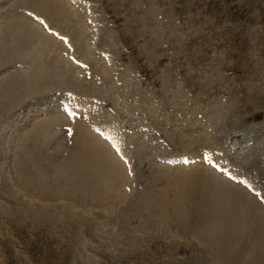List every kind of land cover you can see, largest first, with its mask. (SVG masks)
<instances>
[{"label": "rangeland", "instance_id": "obj_1", "mask_svg": "<svg viewBox=\"0 0 264 264\" xmlns=\"http://www.w3.org/2000/svg\"><path fill=\"white\" fill-rule=\"evenodd\" d=\"M50 1L44 16L35 0H0V264L264 262L256 257L264 256L257 238V251L244 257L221 245L220 236H208L197 221L196 197H188L203 179L217 178L248 187L245 192L264 208V0ZM19 19L31 20L39 34L4 40L10 22ZM63 20L67 27L60 26ZM46 38L70 63L66 76L55 75V64L49 65L53 53L42 59L32 49ZM29 70L40 74L32 78ZM60 115L63 126H54ZM43 120L58 135L44 153L52 159L46 168L53 163L49 185L38 187L13 163L16 153L24 155L22 145H30L26 133L49 124ZM82 124L92 134L99 130L86 145L90 151L105 139L116 158L125 154L118 160L126 181L119 179L117 187L91 169L80 181L66 161L70 154L78 158L73 127ZM57 139L70 150L65 146L64 155L54 157ZM122 143L125 148L118 147ZM182 200L191 201L179 211L176 202ZM209 210L208 218L227 222L220 207Z\"/></svg>", "mask_w": 264, "mask_h": 264}, {"label": "bare ground", "instance_id": "obj_2", "mask_svg": "<svg viewBox=\"0 0 264 264\" xmlns=\"http://www.w3.org/2000/svg\"><path fill=\"white\" fill-rule=\"evenodd\" d=\"M31 4V3H30ZM52 1L50 0H35V3H34V7L37 9V12H39L40 14H43L45 16V12H50L51 11V6H52ZM54 7V6H53ZM21 17V16H20ZM48 18V17H47ZM49 19V18H48ZM68 19V18H67ZM47 20V19H46ZM31 20L29 19H22L18 22H10V29L9 31L7 32V36L6 38H4V40H7V41H10L11 38H13L15 40V38L20 42V40H25L27 39L28 37H32V36H36V34L38 33L37 32V29H33L32 28V22L30 23ZM61 21V20H60ZM63 25H60L61 27H67L68 25L66 24L67 23V20H63L62 21ZM65 25V26H64ZM39 29V28H38ZM47 30V29H46ZM15 33H16V36H15ZM39 34V33H38ZM43 34V33H42ZM41 34V35H42ZM5 37V36H4ZM49 39V38H48ZM71 38H68L67 41H69ZM77 39V38H76ZM35 39H32V41H34ZM44 40V39H43ZM47 38L45 39V41H42L40 43V45H36V47L32 48V49H36L35 53L38 52V55H42V59L45 58L46 54L48 55V53H53L56 58H52V62L49 63L50 64H55V68H54V72H55V75H64L66 76V68L69 67L70 63L68 62V60H64V58H62L61 54L59 52H61V50H58L55 46V42L53 40V42L51 41H46ZM31 41V42H32ZM71 41V40H70ZM29 42V43H31ZM8 44H11L8 43ZM33 44V43H32ZM31 44V45H32ZM36 44V43H35ZM69 44H71L69 42ZM76 44V43H75ZM30 45V44H29ZM63 45V44H62ZM61 45V46H62ZM72 45V44H71ZM77 45V44H76ZM33 46V45H32ZM63 46H66V43L63 45ZM78 46V45H77ZM28 47V46H27ZM30 47V46H29ZM28 47V48H29ZM69 48V45L67 46ZM60 49V48H59ZM67 49V48H66ZM72 49V48H71ZM33 50V51H34ZM70 50V49H69ZM73 50V49H72ZM65 51V50H64ZM84 51V53L82 54V52ZM34 53V52H33ZM60 56H58V54ZM71 53V52H70ZM77 53L78 50H77ZM63 54H66V53H63ZM80 54V53H79ZM81 54L83 56L86 55L85 53V49L84 47H82V51H81ZM40 55V56H41ZM24 56V54H23ZM53 56V55H52ZM68 56V55H67ZM71 56V55H70ZM76 56V55H75ZM38 57V56H37ZM36 57V58H37ZM28 58V57H27ZM41 58V57H40ZM70 57L68 56V59ZM74 58V57H73ZM76 58V57H75ZM32 59V58H31ZM39 59V57H38ZM28 60V59H27ZM33 60V59H32ZM31 60V61H32ZM37 61V59H35ZM35 60H33L35 62ZM41 60V59H40ZM38 60V61H40ZM72 60V59H71ZM26 61V60H25ZM77 61V60H76ZM41 62V61H40ZM47 61H45V64H46ZM50 62V61H49ZM71 62V61H70ZM75 62V61H74ZM73 62V63H74ZM29 63V62H28ZM31 64V63H29ZM35 64V63H33ZM48 64V63H47ZM37 65V64H36ZM74 65V64H73ZM90 65V64H89ZM48 66V65H47ZM48 68H51V67H48ZM33 69H34V66H33ZM66 71V72H65ZM27 72V71H26ZM33 72V73H32ZM21 73V72H20ZM29 75H31V73L33 74L32 75V78L34 77H37V75H39L40 73L37 74V72L35 70L33 71H28ZM44 73V72H43ZM45 75H47L46 73H44ZM23 75V74H21ZM109 77V76H108ZM24 78V77H23ZM51 78V77H50ZM26 79V78H25ZM37 79V78H36ZM49 79V78H48ZM71 79V78H70ZM24 80V79H23ZM31 80V78H30ZM34 80V79H33ZM34 81H37V80H34ZM76 81H78L77 79L75 80V83ZM106 81V80H105ZM111 81V80H109ZM72 82V81H71ZM103 82V81H102ZM28 84H31L32 85V81H28L27 82ZM39 83V82H38ZM74 82L70 83V84H73ZM110 83V82H109ZM21 86L23 85L22 83H20ZM26 84V83H25ZM34 84V83H33ZM36 84V83H35ZM96 84V83H95ZM39 85V84H38ZM76 85V84H75ZM99 85V84H97ZM35 86V85H34ZM33 86V87H34ZM29 87V86H28ZM36 87H37V84H36ZM41 87V86H40ZM38 86V89L40 88ZM74 87V86H73ZM72 87V88H73ZM108 87V86H107ZM81 88V87H80ZM28 89V88H27ZM41 89V88H40ZM63 89V88H62ZM95 90V88H93ZM98 89V88H97ZM23 90V89H22ZM69 90V89H68ZM31 92V90H29ZM28 91V92H29ZM74 91H76L74 89ZM73 91V93H74ZM27 92V94H28ZM29 92V93H30ZM87 92V91H86ZM33 93V92H32ZM76 93V92H75ZM26 94V93H25ZM44 94V93H43ZM77 94V93H76ZM88 94V93H87ZM19 96V95H18ZM24 96V95H23ZM81 96V95H80ZM85 97V96H84ZM20 99V98H18ZM23 99V98H22ZM104 100V99H103ZM72 101V100H71ZM14 102V100L12 101ZM76 102V101H75ZM104 103V102H103ZM16 105V103H14ZM65 104V103H64ZM79 104V103H78ZM82 104V103H81ZM80 104V105H81ZM83 105V104H82ZM81 105V107H82ZM64 106V105H63ZM79 106V105H78ZM16 107V106H15ZM70 107H73V106H70ZM81 107L79 110H81ZM86 109V108H85ZM65 110H66V107H65ZM87 110V109H86ZM72 112V110H70ZM74 116V115H73ZM51 119V117H49ZM93 118V117H92ZM53 119V118H52ZM55 119V118H54ZM67 120V119H66ZM78 120V119H77ZM44 121V120H43ZM56 121H57V124H54L55 125H59L61 124L62 125V118H61V115H60V118H57L56 117ZM78 121H83V120H78ZM44 122H47L49 123V121L45 120ZM41 122L40 124H36L34 127H32V129L30 130V132L26 133V135L28 134V136H26V141L28 142V144H30L29 146H26V145H22L21 149L23 150L24 152V155L23 153L21 152V154H17L15 155L14 157V163L15 164V167L20 169L19 171L21 172L22 176L23 177H26L25 178V181H28V184H31L33 186L40 184V186L38 187H43V186H48L49 185V180L47 179V177H49L51 174V166L53 163H49V164H46L48 167V169H50V171L46 168L45 166V163L47 161V159H51V157L47 158L45 157V155L47 154L45 151L48 150V147L50 146V142L53 140L54 141V138L51 137V136H54V137H57L55 135H58L56 134V132L53 133V127L52 124L53 123H49V124H46L49 128V126H51L52 130L49 128L47 132H45V127L47 128V126H45L44 128H42L45 123ZM75 123V122H74ZM78 123V122H77ZM68 124L69 126V122L66 123ZM84 127H83V126ZM76 125L74 128V133H73V136H74V143H73V148H76V150L74 151V155L78 158H75L74 156H72L71 154L70 155H67V160L71 165V168L72 171L73 170H76V174L75 176H78L80 177V181H82V174H85L87 175V173H90L88 170L91 169V173H94L97 175V177L102 180L101 182H105L108 186H110L112 189L114 187H117V182L119 179H121L122 182L126 181V177L124 175H126V170H124V167H123V164L120 163V161L118 160V158H120V154L119 156L120 157H117L116 156L118 154H113L115 153L116 151L112 152L114 148H112L110 150V146H113L111 142H108V144H106L104 141V137H102V135H100V139L103 138L104 141L102 140V145L103 147H101L100 145H96L98 142H94V146H95V150H91L86 146V145H89L91 144V140L95 137V136H98L97 134L99 133V130L96 132L97 134H92V132H90V130L88 131V129L86 127H89L88 125ZM63 126V125H62ZM74 126V125H73ZM94 126V125H93ZM97 126V125H95ZM57 127V126H56ZM56 127H55V131H56ZM65 127V126H64ZM41 128L44 129V134L42 131H41ZM96 128V127H95ZM90 129V128H89ZM107 130V131H106ZM104 130L106 132H108V128ZM27 131V130H26ZM103 131V130H102ZM100 131V132H102ZM113 133L112 129L110 131V133ZM60 133V132H59ZM93 133H94V130H93ZM105 133V132H104ZM112 133L110 135H112ZM50 134V137L48 136ZM75 134V135H74ZM103 134V133H102ZM109 134V133H108ZM25 135V133H24ZM22 136V135H21ZM49 138H48V137ZM112 136H117L116 134L115 135H112ZM23 137V136H22ZM21 137V138H22ZM30 137H33V139H31V141L29 142L27 139H29ZM106 137V136H105ZM21 138L18 139V141L20 140L21 141ZM24 138V137H23ZM53 138L51 141L49 139ZM66 138V137H65ZM108 138V136H107ZM110 139H111V136H110ZM114 139V138H113ZM118 140V136L116 138ZM30 140V139H29ZM33 140V142H32ZM109 140V139H107ZM112 140V139H111ZM121 140V139H120ZM25 141V140H24ZM64 140L63 139H57L56 140V143L55 145L56 146H60L59 150L55 153H53V156H59V154L62 156L64 155L63 153L65 152L64 150L68 149L67 146L65 145V142H63ZM71 141V142H72ZM115 141V140H114ZM119 141V140H118ZM58 142V143H57ZM69 142V141H68ZM113 142V141H112ZM122 142V141H121ZM212 142V141H211ZM16 143V142H15ZM19 143V142H18ZM21 143V142H20ZM19 143V144H20ZM24 143V142H23ZM111 143V145H109ZM17 144V143H16ZM17 144V145H19ZM26 144V143H24ZM72 144V143H71ZM116 144V142L114 143V145ZM119 144V143H118ZM211 144V143H210ZM109 145V146H108ZM65 146H66V149H65ZM118 146V145H117ZM120 146L122 147H126V145H124L122 143V145L120 144L118 147L120 148ZM18 147V146H16ZM19 147V148H20ZM114 147V146H113ZM124 147V148H125ZM72 148V147H71ZM116 149V148H115ZM70 150V148H69ZM74 150V149H73ZM71 150V151H73ZM118 150V148L116 149ZM122 150H125V149H122ZM128 151V150H127ZM141 151V150H140ZM20 152V150H19ZM119 153V151H117ZM122 152V151H121ZM129 152V151H128ZM139 152V151H138ZM15 153V152H14ZM44 153H46L44 155ZM59 153V154H58ZM23 155V156H21ZM125 155V154H124ZM124 155L122 156V158L124 159ZM128 155V154H127ZM47 156V155H46ZM54 156V157H55ZM60 156V161L59 159V163L61 165L65 164L63 163L64 160L61 158ZM206 156V155H205ZM66 157V156H65ZM121 158V159H122ZM126 158V156H125ZM206 158V157H204ZM54 159V158H53ZM57 159V158H56ZM65 159V158H64ZM130 159V156L128 157L127 160ZM185 159V158H183ZM190 159V158H189ZM188 159V160H189ZM191 159H193L191 157ZM203 159V157H202ZM52 160V159H51ZM57 160V162H58ZM187 160V159H185ZM50 161V160H49ZM54 161V160H53ZM204 161H206V159H204ZM209 161V159H208ZM51 162V161H50ZM56 162V164H57ZM66 163L67 165L69 163ZM123 162V161H122ZM128 162V161H127ZM177 162V161H176ZM31 164L32 167H34L36 169V171L39 173V177L36 178L34 177V175H31L30 173L32 172V170L29 168L30 165L28 164ZM48 163V162H47ZM73 163V164H72ZM124 164L126 162H123ZM130 163V162H128ZM210 163V162H209ZM208 163V165H209ZM212 163V162H211ZM55 164V163H54ZM127 164V163H126ZM125 164V166H126ZM128 165V164H127ZM216 165V164H215ZM57 166V165H55ZM217 166V165H216ZM58 167V166H57ZM127 167V166H126ZM130 167H132L130 165ZM218 167V166H217ZM65 168V167H64ZM69 167V169H71ZM34 169V171H35ZM217 169V168H216ZM87 170V172H85ZM207 170V169H206ZM206 170H202V171H205V172H209V171H206ZM33 171V172H34ZM71 171V172H72ZM32 172V173H33ZM82 173V174H81ZM209 173H212V172H209ZM37 174V173H36ZM53 174V173H52ZM170 174V173H169ZM20 175V174H18ZM61 176V174H58ZM72 175V174H71ZM70 175V176H71ZM216 175V174H215ZM73 176V175H72ZM22 177V178H23ZM59 177V176H58ZM74 177V176H73ZM236 177V176H235ZM77 178V177H76ZM198 179L199 178H202V177H197ZM72 179V178H71ZM74 179V178H73ZM113 179V180H112ZM173 179V177H172ZM171 179V180H172ZM196 179V180H198ZM203 179V178H202ZM48 180V181H47ZM99 180V181H100ZM128 180V179H127ZM174 180H176L174 178ZM221 180V179H220ZM218 180L217 178H214L210 183L207 182L205 179H203L202 182H200V185L198 186L199 188L198 189H194L192 190L191 194L188 196L190 198V196L192 197H196V204H197V207H198V212H197V221L200 222L199 226H200V229L203 230L205 229V232L208 234V236H212L214 235L215 237L217 236H220V244L221 245H225V246H232L233 248L235 247V250L238 249V253L242 256L245 257V255H247L246 253H248V251L250 253H254L255 251H257V248H256V244L254 242V238H257V243L260 244L263 248H264V208L261 204H259L256 200L254 199H257L258 197H255L253 199V195L250 196V194H248L247 192H245V190L247 191L248 190V187L247 189H242L243 186L239 187V186H234L233 184L230 185L228 184L226 181L224 180ZM248 180V179H246ZM244 180V181H246ZM24 181V182H25ZM36 181V182H35ZM240 181V180H239ZM238 181V182H239ZM243 181V182H244ZM21 182V181H20ZM59 182V181H57ZM56 182V183H57ZM83 182V181H82ZM81 182V183H82ZM103 182V183H104ZM177 182V181H176ZM250 181L248 180V182H245V183H249ZM62 183V182H61ZM80 183V182H79ZM86 183V182H85ZM93 183V181H92ZM92 183L90 185H92ZM95 183V182H94ZM121 183V182H120ZM240 183V182H239ZM26 184V182H25ZM26 184V185H28ZM59 184V183H58ZM76 184V183H75ZM78 184V183H77ZM100 183H96V185ZM241 184H244V183H241ZM250 184V183H249ZM252 184V183H251ZM57 185V184H56ZM63 185V184H62ZM81 185V184H80ZM107 185H104V186H107ZM125 185V184H124ZM173 185V184H172ZM179 185V184H178ZM192 185V184H191ZM211 185H214V189L213 187L211 188L210 186ZM230 186V189L228 190L226 188V186ZM239 185V184H237ZM245 185V184H244ZM29 186V185H28ZM27 186V187H28ZM69 186V185H68ZM180 186V185H179ZM194 186V185H192ZM246 186V185H245ZM244 186V187H245ZM250 186V185H248ZM253 186V185H251ZM250 186V187H251ZM26 187V186H25ZM30 187V186H29ZM182 187V186H181ZM195 187V186H194ZM34 188V187H33ZM178 188V187H177ZM71 189V188H70ZM74 189V188H73ZM80 189H83V188H80ZM85 189V188H84ZM107 189V188H106ZM106 189H105V192H106ZM176 189V188H175ZM182 189L184 190V187H182ZM251 189V188H250ZM249 189V191H251ZM254 189V188H253ZM31 190H33L31 188ZM41 190V189H40ZM27 191V190H26ZM25 191V192H26ZM83 191V190H82ZM191 190L187 191L190 192ZM194 191V192H193ZM256 192V190H253ZM43 192V191H42ZM94 192H96L94 190ZM181 192V191H180ZM186 192V191H184ZM34 193V192H33ZM102 193V191H101ZM182 193V192H181ZM225 193H227V195H225ZM261 193V192H260ZM39 194V193H38ZM44 194V193H42ZM96 194V193H95ZM189 194V193H188ZM254 194V193H253ZM87 195V194H86ZM85 195V196H86ZM182 195V194H181ZM185 195V194H184ZM41 196V194H40ZM180 195H178L179 197ZM256 196V195H255ZM84 197V196H83ZM118 199H119V195L117 196ZM116 197V198H117ZM187 197V195H186ZM231 197V198H230ZM35 198V197H34ZM107 199V197H106ZM109 199V198H108ZM188 199V198H186ZM259 199V198H258ZM113 199H111L112 201ZM260 200V199H259ZM110 201V200H109ZM108 201V203H109ZM114 201H116L114 199ZM114 201L113 204H114ZM191 201V200H190ZM190 201H186V200H182L181 202H176L178 203L179 205L176 207V209H178L180 211V207H182V205H186L187 203H189ZM226 202V203H224ZM152 203V202H151ZM109 205V204H108ZM115 205V204H114ZM122 205V204H121ZM201 205L203 206L202 207V211H200V207ZM216 206V207H220L221 208V211H222V215L223 216H229L228 219H227V222H225L223 225L219 224L218 221L216 220H212L211 218H208V210H209V206L212 207L213 206ZM111 206V205H110ZM116 206V205H115ZM114 206V208H115ZM113 207V206H112ZM185 207V206H183ZM112 208V210L114 209ZM143 208V207H142ZM145 210V208H143ZM155 209V210H154ZM151 210V218L155 219L156 215L158 214L157 212V209L154 208ZM185 209V208H184ZM183 209V210H184ZM210 209V210H211ZM218 209V208H217ZM147 210V209H146ZM181 209V211H183ZM187 210V209H186ZM209 210V212H210ZM219 212V211H217ZM45 215V214H44ZM240 215V216H239ZM46 216H49V215H46ZM52 216V215H51ZM153 219V220H154ZM220 221V220H219ZM204 227V228H202ZM221 231V233H219ZM204 232V234H206ZM217 234V235H215ZM211 241V240H210ZM223 243V244H222ZM215 247V245H214ZM231 247V249H232ZM260 247V246H259ZM255 248V249H254ZM216 249V248H215ZM224 249V248H223ZM260 249H262L260 247ZM233 250V249H232ZM251 251H254V252H251ZM226 252V251H225ZM237 252V250H236ZM220 253H222L220 251ZM224 253V252H223ZM249 253V254H250ZM226 254V253H225ZM252 256V255H251ZM259 257L258 259L261 260L263 259V254L262 253H259L256 255V257ZM227 257V256H226ZM232 257V256H230ZM237 257H239L237 255ZM244 257H241V258H244ZM235 258V256H234ZM252 258V257H251ZM224 259V258H223ZM232 260V258H230ZM236 259V258H235ZM239 259V258H237ZM250 259H247L245 260V262H243L244 264H249V261ZM233 261V260H232ZM263 261V260H262ZM260 262L259 264H264V262ZM240 263V262H239ZM229 264V263H227ZM236 264V262H235Z\"/></svg>", "mask_w": 264, "mask_h": 264}]
</instances>
